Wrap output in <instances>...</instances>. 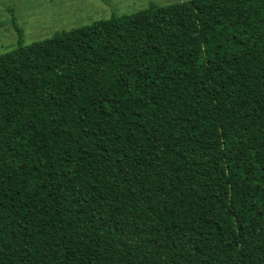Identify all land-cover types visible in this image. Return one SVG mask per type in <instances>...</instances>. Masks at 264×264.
I'll return each mask as SVG.
<instances>
[{
	"label": "trees",
	"instance_id": "obj_1",
	"mask_svg": "<svg viewBox=\"0 0 264 264\" xmlns=\"http://www.w3.org/2000/svg\"><path fill=\"white\" fill-rule=\"evenodd\" d=\"M14 29L0 264H264V0Z\"/></svg>",
	"mask_w": 264,
	"mask_h": 264
},
{
	"label": "rangeland",
	"instance_id": "obj_2",
	"mask_svg": "<svg viewBox=\"0 0 264 264\" xmlns=\"http://www.w3.org/2000/svg\"><path fill=\"white\" fill-rule=\"evenodd\" d=\"M187 0H0V55L17 44L14 26L23 30L24 46L56 33L111 16L133 15L150 4L167 6Z\"/></svg>",
	"mask_w": 264,
	"mask_h": 264
}]
</instances>
